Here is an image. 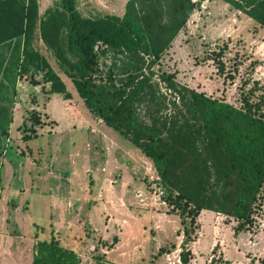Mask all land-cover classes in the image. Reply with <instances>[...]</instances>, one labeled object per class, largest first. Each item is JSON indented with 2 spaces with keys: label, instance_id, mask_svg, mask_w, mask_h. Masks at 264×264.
<instances>
[{
  "label": "rangeland",
  "instance_id": "374dc122",
  "mask_svg": "<svg viewBox=\"0 0 264 264\" xmlns=\"http://www.w3.org/2000/svg\"><path fill=\"white\" fill-rule=\"evenodd\" d=\"M127 1L74 0V7L82 18L121 17ZM37 2L43 16L58 0ZM223 46L221 72L212 53ZM33 47L79 115L66 109L42 73L16 78L14 106L22 122L8 129L6 141L0 136V264H32L35 243L50 238L76 252L80 264H180L183 228L158 194L152 162L91 115L37 33ZM154 70L162 93L169 94L158 76L171 74L178 84L237 108L257 84L250 97L256 103L264 97V30L224 0H202ZM196 224L188 264L212 258L213 264H262L264 193L246 231L235 233L236 221L210 211ZM160 248L168 253L160 255Z\"/></svg>",
  "mask_w": 264,
  "mask_h": 264
},
{
  "label": "trees",
  "instance_id": "16d2710c",
  "mask_svg": "<svg viewBox=\"0 0 264 264\" xmlns=\"http://www.w3.org/2000/svg\"><path fill=\"white\" fill-rule=\"evenodd\" d=\"M224 1L264 30V0ZM201 2L128 0L121 17L87 19L76 12L74 0H58L42 17L37 0H0V46L7 45L12 56L0 87L14 92L16 78L42 73L51 91L62 94L66 109L78 117L63 83L33 47L37 33L91 115L152 162L161 200L183 228L180 264L192 257L187 247L202 211L233 219L235 233L243 232L253 225L264 193V97L250 102L261 87L255 84L243 94L237 108L178 84L171 74L158 76L169 94L155 82L154 67ZM226 49L212 53L221 72ZM5 123L0 126L4 141L9 118ZM167 253L159 249L160 255ZM80 263L76 252L54 238L35 243L32 264ZM97 264H104L103 259Z\"/></svg>",
  "mask_w": 264,
  "mask_h": 264
},
{
  "label": "crops",
  "instance_id": "0c3cea01",
  "mask_svg": "<svg viewBox=\"0 0 264 264\" xmlns=\"http://www.w3.org/2000/svg\"><path fill=\"white\" fill-rule=\"evenodd\" d=\"M39 13V11H38ZM40 17H42L41 15H39ZM11 50L7 49V45H1L0 46V75H4V69L6 68V66L11 63ZM3 65V66H1ZM3 67V68H2ZM6 89H4V87H0V108H4L5 110L1 109L3 112H8L9 114V124H8V129H10L11 127H16L18 125V123L21 121L22 122V118L21 115H19V109L14 106L17 103L14 100L15 94L14 92H10L9 93V98H7L6 96ZM2 117V116H1ZM0 122H6L3 117L0 118ZM101 123V121H100ZM102 124V123H101ZM103 125V124H102ZM6 126V123L3 125ZM11 128V129H12Z\"/></svg>",
  "mask_w": 264,
  "mask_h": 264
},
{
  "label": "built area",
  "instance_id": "2783aa9c",
  "mask_svg": "<svg viewBox=\"0 0 264 264\" xmlns=\"http://www.w3.org/2000/svg\"><path fill=\"white\" fill-rule=\"evenodd\" d=\"M158 194H159V196L161 197V195H162V190L159 188L158 189Z\"/></svg>",
  "mask_w": 264,
  "mask_h": 264
}]
</instances>
